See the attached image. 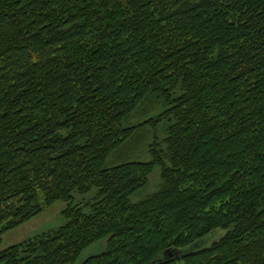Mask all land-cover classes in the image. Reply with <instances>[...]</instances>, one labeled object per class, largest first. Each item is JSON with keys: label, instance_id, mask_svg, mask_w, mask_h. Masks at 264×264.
I'll return each instance as SVG.
<instances>
[{"label": "trees", "instance_id": "16d2710c", "mask_svg": "<svg viewBox=\"0 0 264 264\" xmlns=\"http://www.w3.org/2000/svg\"><path fill=\"white\" fill-rule=\"evenodd\" d=\"M58 201L0 264H264V0H0V242Z\"/></svg>", "mask_w": 264, "mask_h": 264}, {"label": "rangeland", "instance_id": "374dc122", "mask_svg": "<svg viewBox=\"0 0 264 264\" xmlns=\"http://www.w3.org/2000/svg\"><path fill=\"white\" fill-rule=\"evenodd\" d=\"M159 184H160V177L157 169L150 178V184L142 191L137 193L132 200L138 201L146 197V195L150 194V192L156 190ZM65 207H66V203L64 201H58L52 207L45 210V212H43L41 215L35 217L29 222L13 230L8 231L3 235L2 241L0 242V250H3L14 244L20 243L35 235L48 232L54 228H58L64 225L66 222V218L63 215V209ZM215 236L216 234L210 237V239L214 238ZM105 247H106L105 241H100L95 243L94 245L90 246L83 252L81 257L79 258V262L83 261L89 256L100 253L105 249Z\"/></svg>", "mask_w": 264, "mask_h": 264}]
</instances>
